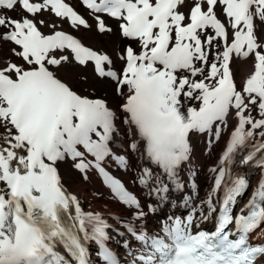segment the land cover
Returning <instances> with one entry per match:
<instances>
[{
    "label": "snow or ice",
    "instance_id": "6c2138e0",
    "mask_svg": "<svg viewBox=\"0 0 264 264\" xmlns=\"http://www.w3.org/2000/svg\"><path fill=\"white\" fill-rule=\"evenodd\" d=\"M64 25L119 43L93 48ZM241 61L251 70L238 84ZM72 70L123 103L82 95L62 76ZM229 117L207 198L149 232L156 202L141 205L101 166L116 121L150 161L138 183L164 201L185 187L191 135L214 140ZM240 152L255 184L229 170ZM69 160L97 169L128 207L119 240L66 190ZM0 264H264V0H0Z\"/></svg>",
    "mask_w": 264,
    "mask_h": 264
},
{
    "label": "bare ground",
    "instance_id": "6f19581e",
    "mask_svg": "<svg viewBox=\"0 0 264 264\" xmlns=\"http://www.w3.org/2000/svg\"><path fill=\"white\" fill-rule=\"evenodd\" d=\"M63 27L70 33L73 31L68 25H64ZM71 34L74 35V33ZM77 37H83V31L78 32ZM81 40L86 45L93 48L105 49L101 42L94 39H88V41ZM233 70L236 74L237 83L240 84L251 68L249 64L241 61L234 65ZM73 71L74 70L62 73V76L71 83L74 89L86 94L92 93L95 96L106 99L109 106L114 110H117L118 105L123 103V98L116 96L111 90H105L104 86L98 81L94 83L91 82V80L88 83V87H84L83 80H78ZM189 104L193 107L199 106V102L197 101H189ZM116 125L117 131L111 140V154L112 156L125 154L128 165L122 169V166L115 162L116 164H113L115 173L118 176L123 177V181L120 182L126 184L129 191L132 190L131 192L139 194L140 200L143 201V204L152 203L154 201L156 202V213L150 215L145 221L141 222L142 224H146L149 232L155 231L162 223L170 222L168 221V217L173 215L177 217L184 216L194 202L198 203L207 198L214 183V177L210 173V169L215 167L219 161V156L223 149V146L220 144L222 142L221 138L227 137L231 131L232 118L229 117L227 123L221 126V136L214 140L211 136L205 137L197 133L191 135L190 143L192 146V152L190 159L192 161L189 159L184 162L181 173V182L185 184V187L180 190H171L167 194L168 199L164 201H160L154 192L149 195L151 191L150 188L143 187L138 183V178L141 172L144 168L150 166V161L143 157L140 152H133L129 149V142L134 139V137L129 132L127 125L122 124L119 119L116 121ZM135 154L137 158L135 157ZM131 162L132 165L130 167ZM151 167H154V165H151ZM241 167L245 168L246 166L241 164ZM58 170L62 178V183L67 189L77 194L79 204L83 210L85 212L99 214L100 217L111 226V229L107 230L109 231V234L113 236L114 240H119L120 237L115 235L112 229H119L120 232H124V228L118 223V221L127 219L130 213L127 206L118 203L112 194L107 192L108 189L106 187L109 185L105 182V177L102 176L103 178H100L99 175L101 176V174L96 172L93 168L90 169L86 175L82 174L72 167V162L70 160L62 163ZM244 175L253 176L252 170L249 169ZM253 184H255L254 176ZM90 193H94L95 196L93 197ZM99 201L104 204L101 205L102 208L99 207ZM107 205H109V207L112 206L111 209H113L116 214H113L111 212L112 210L110 211L107 209ZM157 217H160V219H157ZM125 235H127V233H125ZM108 246L110 250L117 252L118 256L125 258L124 251L118 250L115 244L109 243ZM95 247L96 246L93 244V251H95ZM92 259L94 261L96 260L95 255H93Z\"/></svg>",
    "mask_w": 264,
    "mask_h": 264
},
{
    "label": "rangeland",
    "instance_id": "374dc122",
    "mask_svg": "<svg viewBox=\"0 0 264 264\" xmlns=\"http://www.w3.org/2000/svg\"><path fill=\"white\" fill-rule=\"evenodd\" d=\"M85 15H87V14H85ZM71 33H74V35H78V32H74V31H72ZM81 34V33H80ZM85 35V36H84ZM81 36H82V34H81ZM79 37V36H78ZM81 39H83V41H88V39H94V40H96V41H98V42H101V44L102 45H104L103 47L105 48V50H107L108 52H112L113 51V49H114V47L119 43V40H118V37L117 36H112V37H110V38H107V39H101L100 37H98V36H96L95 35V33H90V32H87V31H83V37H80ZM85 39V40H84ZM73 73H74V75H75V77L76 78H78V80L80 79V73H79V71H77V70H74L73 71ZM87 76H88V80L87 81H83V86L84 87H88V83L91 81V82H94V83H96L97 82V80H96V78L92 75V72H91V70H88L87 71ZM77 90V89H76ZM80 93H82V94H85V95H88V94H86V93H83V92H80ZM232 128V127H231ZM228 137V136H227ZM227 137H223V138H221L222 139V142L220 143L222 146H223V148H224V146H225V144H224V141L227 139ZM125 152V151H124ZM194 157V156H193ZM193 157H192V159H193ZM216 159H217V157H216ZM191 160V159H190ZM192 161V160H191ZM106 163H107V165L111 168V165H113V164H116L115 162L116 161H114L112 158L110 159V156H109V158H107L106 159V161H105ZM191 163V162H190ZM189 163V164H190ZM128 164H126V166H127ZM131 165H132V162L130 163V167H131ZM203 170V169H202ZM99 177L100 178H103L102 177V175L100 176L99 175ZM122 179H123V177H122ZM127 183V182H126ZM128 184V183H127ZM127 186V185H126ZM128 187V186H127ZM108 190H107V192H109L110 193V190H109V188H108V186L106 187ZM103 190V189H102ZM130 191H132V190H130ZM133 193H136V192H131V194H133ZM93 197L95 196V194L94 193H90ZM137 195L139 196V194L137 193ZM140 197V196H139ZM138 197V198H139ZM139 200H140V198H139ZM99 203H100V208H102V206L101 205H104L102 202H100L99 201ZM122 203V202H121ZM141 205H144L143 204V201L141 200ZM106 205V204H105ZM106 207V206H105ZM109 205H107V209H109L113 214H116V212L113 210V209H111V207L112 206H110L109 208ZM114 211V212H113ZM180 212V211H179ZM178 212V213H179Z\"/></svg>",
    "mask_w": 264,
    "mask_h": 264
}]
</instances>
